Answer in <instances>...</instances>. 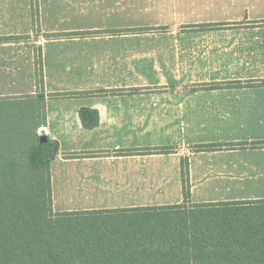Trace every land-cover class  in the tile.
I'll return each mask as SVG.
<instances>
[{
    "label": "crops",
    "instance_id": "1",
    "mask_svg": "<svg viewBox=\"0 0 264 264\" xmlns=\"http://www.w3.org/2000/svg\"><path fill=\"white\" fill-rule=\"evenodd\" d=\"M1 98L40 99L53 213L183 203L181 158L185 205L264 208L192 200L208 177L262 175L222 160L264 155V0H0Z\"/></svg>",
    "mask_w": 264,
    "mask_h": 264
},
{
    "label": "trees",
    "instance_id": "2",
    "mask_svg": "<svg viewBox=\"0 0 264 264\" xmlns=\"http://www.w3.org/2000/svg\"><path fill=\"white\" fill-rule=\"evenodd\" d=\"M86 113L88 127L94 114L80 110L82 117ZM36 150L32 165L47 170L41 179L27 177L17 162L0 164V264H264V216L246 220V233L238 220L206 218L202 211L223 209L216 204L185 205L187 158L180 160L183 203L101 210L121 214L98 224L85 215L99 210L53 213L49 163L58 144L47 138Z\"/></svg>",
    "mask_w": 264,
    "mask_h": 264
},
{
    "label": "rangeland",
    "instance_id": "3",
    "mask_svg": "<svg viewBox=\"0 0 264 264\" xmlns=\"http://www.w3.org/2000/svg\"><path fill=\"white\" fill-rule=\"evenodd\" d=\"M42 111L40 100L29 99H13L1 98L0 99V164L3 161H10L12 164L17 162L19 170L26 174L27 177L45 176L47 173L46 168L42 164H36V168L32 165L35 161L36 147L39 143L38 137L42 133L37 126L42 122ZM222 159L216 160L215 158H206L204 163H216ZM222 162L233 163L243 169L250 171L254 165H259L258 169L254 171L262 172L260 176L253 177H208L198 188L199 192H195L192 200L207 199V200H261L264 202V155H245L240 154L231 158H224ZM197 160H194V164ZM2 168H6L2 165ZM28 186H22L20 189H27ZM154 188L148 186L138 187L137 191L131 193L132 196L138 198L150 197L149 200L154 202H163L165 197L158 196L161 192H155ZM137 192V193H136ZM46 193H44L45 199ZM190 196V194H189ZM147 200V201H149ZM46 201V200H45ZM163 206V205H160ZM100 209L98 212H92L85 215L86 219L95 221L98 224L115 219V215L121 213L104 212ZM113 212V213H112ZM207 216L206 218L216 219H251L262 220L261 215H247L243 216L242 213H264V208L258 209H218L202 211ZM114 215V216H113ZM83 216V215H81ZM113 216V217H112ZM246 221V220H245ZM114 224V222H111ZM110 227V226H107Z\"/></svg>",
    "mask_w": 264,
    "mask_h": 264
},
{
    "label": "water",
    "instance_id": "4",
    "mask_svg": "<svg viewBox=\"0 0 264 264\" xmlns=\"http://www.w3.org/2000/svg\"><path fill=\"white\" fill-rule=\"evenodd\" d=\"M39 141H40V142H45V141H47V136H46L45 134H41V135L39 136Z\"/></svg>",
    "mask_w": 264,
    "mask_h": 264
}]
</instances>
